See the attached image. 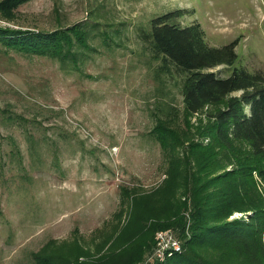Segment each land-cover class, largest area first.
Segmentation results:
<instances>
[{
    "label": "rangeland",
    "instance_id": "rangeland-1",
    "mask_svg": "<svg viewBox=\"0 0 264 264\" xmlns=\"http://www.w3.org/2000/svg\"><path fill=\"white\" fill-rule=\"evenodd\" d=\"M175 8L185 10L177 18L181 24H201L209 45L236 40L238 64L264 72V0H28L10 15L0 12V26L11 28L50 31L83 23L89 45L76 49L80 59L72 65L70 58L61 64L0 44V108L23 120L0 121V264H33L30 253L49 239H54L53 248L61 246L63 251L81 246L88 255L80 259H95L110 249L117 252L127 244L124 238L134 239L141 226L148 228L168 214V220L176 217L172 207L154 218L141 210L132 212V197L152 196L156 209L165 194L173 204V189L176 199H185L184 186L192 182V169L186 166H194L198 153L208 164L218 157L227 162L217 145L206 152L188 150L191 138L209 143L198 125L215 106L188 113L185 121L179 91L183 73L172 70L157 80L159 61L138 38L150 17ZM222 69L219 65L213 70L223 74ZM158 121L176 129L178 139L170 141L176 143L175 158L188 157L189 163L184 168L178 163L181 168L168 182V157L150 133ZM239 148L226 151L232 160L226 168L237 163L234 153L241 157L247 152L244 143ZM221 165L212 166L208 176L221 172ZM200 176L195 187L208 178ZM237 176V181H248ZM253 179L254 186L245 189L248 197L255 190L264 194V176L255 172ZM202 195L209 196L208 206L217 202L211 189L202 188ZM190 209L187 198L182 232L178 225L162 228L180 242V232L190 236ZM249 214L252 211H234L229 218L242 216L246 221ZM144 218L148 222H142ZM159 230L153 233L151 248L134 264L164 260L149 259ZM232 245H242L243 257L225 248V256L233 257L223 256L226 264H247L256 250L241 241Z\"/></svg>",
    "mask_w": 264,
    "mask_h": 264
},
{
    "label": "trees",
    "instance_id": "trees-1",
    "mask_svg": "<svg viewBox=\"0 0 264 264\" xmlns=\"http://www.w3.org/2000/svg\"><path fill=\"white\" fill-rule=\"evenodd\" d=\"M26 1L28 0H0V12L10 15L18 5ZM184 13L182 8H175L153 15L149 19L148 27L139 28L138 38L149 50L151 58L159 61L155 73L157 80L162 75L169 76L172 70L183 73L179 91L185 121H189L188 113H197L205 106H215L207 113V121L198 125L199 131L210 138L209 143L202 145L201 141L191 138L187 145L188 150L206 152L210 146L217 145L219 153L222 152L221 158H225L227 162L224 164L218 157L208 164L206 158H202L204 155L198 153L193 162L194 166H186L189 170L190 167L192 169V182L188 187L184 186L185 199H176L173 189V204L164 197L165 194L160 196L163 204L156 209H152L155 207L150 201L152 196L132 197V212L141 210L145 214L143 216L148 217L149 213L154 218L164 211L168 212L172 207L176 217L168 220V214L160 222H150L148 228L141 226L140 233L137 236L134 234V239L132 235L124 238L127 244L119 251L110 249L108 253L95 259H80V256L88 255L81 246L63 251L61 246L53 248L54 239H49L38 250L30 253L33 264H134L153 245L155 230L178 225L182 232L184 224L181 215L185 211L187 198L191 203L189 238L180 232L182 250L172 253L162 262L151 263L226 264L222 257H233L230 254L225 256V248L233 255L243 257L242 245L230 246L232 242L241 241L246 247L256 246L255 253L248 258L247 264H264V194L255 190L256 193L250 192L248 197L245 192L250 183L254 186L255 172L261 177L264 176V72L250 71L238 64V54L234 49L236 40L221 46L209 45L204 39V31L199 22L183 25L177 20ZM84 27L79 22L50 31L0 26V44L22 54L48 56L57 59L61 64L66 63L65 58H70L72 65H75L76 60L80 59L76 49H89ZM219 65L223 66V74L213 70ZM8 111L5 107L0 108L1 122L11 123L17 119L23 122L21 116ZM186 132L189 133V126ZM150 133L168 157V182L172 179L171 174L176 175L181 168L178 163L182 166L189 164L188 157L175 158L174 148L178 136L174 127L158 121ZM27 138L31 142V136L27 135ZM174 140L175 142H170ZM243 143L247 152L241 157L234 153L237 163L226 168L232 162L226 151L240 150L239 145ZM219 164H223L220 167L224 169L208 176L212 172L208 170ZM193 167H196L194 171ZM202 174L208 178L195 187V181ZM237 175L247 178L248 181H237ZM205 187L211 189L213 196L217 197L213 206L207 205L209 196H198L199 191ZM240 187H243V191ZM123 193L126 194L124 190ZM234 211H252V214H249L246 221L242 216L229 218ZM142 222L146 223L148 220L144 218ZM145 229H149L146 235L142 234ZM121 239L122 235L117 241L121 242Z\"/></svg>",
    "mask_w": 264,
    "mask_h": 264
},
{
    "label": "built area",
    "instance_id": "built-area-1",
    "mask_svg": "<svg viewBox=\"0 0 264 264\" xmlns=\"http://www.w3.org/2000/svg\"><path fill=\"white\" fill-rule=\"evenodd\" d=\"M155 238V249L149 256L151 260L155 258L162 260L172 253L182 250V242L172 235L170 229H161L157 231Z\"/></svg>",
    "mask_w": 264,
    "mask_h": 264
}]
</instances>
